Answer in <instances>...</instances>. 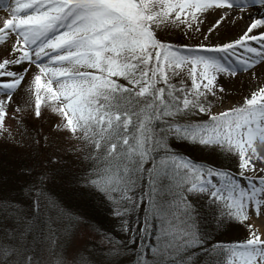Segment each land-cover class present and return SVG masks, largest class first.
Instances as JSON below:
<instances>
[{"label":"snow or ice","instance_id":"6c2138e0","mask_svg":"<svg viewBox=\"0 0 264 264\" xmlns=\"http://www.w3.org/2000/svg\"><path fill=\"white\" fill-rule=\"evenodd\" d=\"M9 8L10 18L0 27V127L10 110L24 111L13 109L19 95L23 105L34 103L36 119L42 106L55 114L58 134L90 142L95 151L86 157L91 165L81 189L99 193L116 217L134 213L146 199L150 214L160 220L166 242L151 248V258L142 255L140 264H213L223 246L211 231L246 225L250 209L264 214V176L248 175L257 171L255 161L264 159L257 148L258 142L264 145V86L242 107L219 114H212L210 99L224 91L221 77L264 64V0H13L5 4ZM254 9L261 10L259 18ZM206 17L214 23L202 32ZM239 19L245 27L225 37L221 28ZM170 28L203 42H163L158 37ZM176 77L179 87L171 82ZM166 135L234 156L236 167L203 170L175 156L153 165L151 153ZM167 167L185 170L183 179L191 182L174 208L154 201L151 191L137 199L141 170L151 189ZM190 195L207 196L215 210L205 213ZM51 203L57 219L63 217ZM151 227L121 223L122 231L133 234ZM247 227L240 251L236 246L228 251L238 254L241 264H264V239ZM11 231V242L0 243V264H50L36 256L35 237L30 244L24 227ZM135 243L132 235L129 244ZM127 251L123 246L112 259Z\"/></svg>","mask_w":264,"mask_h":264},{"label":"rangeland","instance_id":"374dc122","mask_svg":"<svg viewBox=\"0 0 264 264\" xmlns=\"http://www.w3.org/2000/svg\"><path fill=\"white\" fill-rule=\"evenodd\" d=\"M6 3L11 5L13 0H0V27H2L4 19L10 18V8L5 9ZM253 15L259 18L261 10L254 9ZM212 23H214L213 18L206 17L200 30L207 32ZM244 27L245 21L239 19L234 24L222 27L221 32L225 37H233L239 34ZM158 38L174 45H194L203 42L202 38L199 40L189 39L184 32L177 28L168 29ZM9 43H11V39ZM3 49L4 46L0 44V54L3 53ZM120 82L126 84V81L121 80ZM171 82L180 86L179 77L173 78ZM185 82L190 87V80ZM220 83L224 91L220 92L218 89L217 96L210 98L212 114L242 107L252 92L264 86V64L257 65L250 72L238 71L235 77H221ZM23 87L21 91H23ZM14 99L16 102L13 104V109L20 106L24 108V111L15 113L10 110L5 117L3 127H0V158L3 155V158L9 161L4 169L0 166V243L11 242V228L14 225H21L26 229L30 244L33 243V237H35L36 256L50 261V264H131L137 257V253H134L135 249L140 248L141 245L129 244L133 233L121 230V223L127 215L116 217L112 214L113 207L110 204L109 208L113 218L108 221L107 230L101 233L93 225H90L78 208H65L63 205L65 201L61 203L59 199V202L55 204L65 215L57 219V208L52 206L48 187L53 185L56 179L65 178L58 173L59 170L63 174H67L73 172L74 169H80L85 163L91 164V161L86 159L95 151L91 148L90 142L82 138L77 139L70 133L58 134L55 125L59 118L49 109L42 106V117L36 119L34 103L32 106L23 105L19 95ZM79 135L77 133V136ZM4 144L6 149L4 148V153H2ZM197 144L201 147L199 143ZM214 149L218 151L216 148ZM208 150H212V148H204L202 152L207 159ZM207 159V163L204 162V164H213ZM248 175L256 176L258 179L259 176H264V172L262 175H259L258 172L248 173ZM29 176L34 178L31 179ZM16 177L23 178L24 181L18 184L14 179ZM79 177L81 179V176L77 174L74 178L69 177V179L76 182ZM41 179L44 182L37 185ZM71 181L70 183H72ZM26 183L29 186L22 189ZM198 199L201 204L205 202L207 205L205 208L211 203L207 196L198 197ZM37 205H39L38 208ZM210 208V212L215 210L213 206ZM254 215L255 212L250 209V219L246 225L230 226L238 231L235 230L232 238L226 235L218 242L223 246V249L219 251H222L226 258L225 264H229L233 259L235 264H241L239 255L234 257L228 249L236 246L237 253L240 251L239 245L246 242L249 237L247 225H251L252 229L259 234L260 228L257 226ZM126 220L130 229L139 228L136 226L137 223H130L128 219ZM136 233L138 230L134 232V234ZM133 239L137 240L134 237ZM123 246L128 247V251L119 259H112L122 250ZM154 252L155 250H153V254ZM142 255L151 258V251ZM142 255L135 260V264H140L143 259ZM148 264H153V261L149 260Z\"/></svg>","mask_w":264,"mask_h":264},{"label":"trees","instance_id":"16d2710c","mask_svg":"<svg viewBox=\"0 0 264 264\" xmlns=\"http://www.w3.org/2000/svg\"><path fill=\"white\" fill-rule=\"evenodd\" d=\"M160 127L164 129V124H161ZM163 140L164 143L158 145L151 153L150 159L153 165H158L161 160H167L171 156H175L177 159L190 162L194 166L203 170H207L209 168L214 167L220 169H234L236 167L237 160L234 156L225 154L220 151H216L214 147H212V150H208L209 152L207 159L205 154H202V152L204 148L208 147H200L196 142H190L187 138H182L176 135H166L163 137ZM4 148L5 144L3 146V149L1 150L2 153H4V150L6 149ZM206 159L208 161L213 162V164H204V162H206ZM7 163H9L8 159L3 158V155H1V168L4 169V166ZM90 165V163H85V165H82L80 169H72L73 172L67 174H63V172L59 170L58 173L62 174V176L65 178L56 179V182L50 187H48L49 195L52 198V202L54 201L55 203H58L59 199L61 203L65 201L63 204L65 205V208H78L81 211V215H83L87 219V221H89L90 225H93L98 231L102 233L104 232V230H107L106 228L108 225V221H111L113 217L111 216L109 208L110 203L107 200H105L102 196L99 195V193H96L94 190L81 189V180L84 175V171L89 169L88 166ZM184 172L185 170L183 169L176 170L172 167H167L164 169L162 177L154 180V187L150 189L149 185L144 182L147 179V176L143 172V170H141V172L138 174L139 183L137 184L136 188L137 199L139 198V194L141 192L147 194L149 191H151L152 199L154 201L162 202L166 206L172 205V207L174 208V203L179 202L184 197L186 190L190 187V180L183 179L182 174ZM77 174L81 176V179L79 177V180H76V182H72L69 177L74 178V176ZM29 177L31 179L34 178L33 176ZM14 179L17 181L18 184L24 181L23 178L16 177ZM70 181L72 183H70ZM42 182H44L43 179H41L40 183L37 185H41ZM28 186L29 185L26 183L24 184L22 189L27 188ZM189 199H198V196L190 195ZM146 203L147 201L145 199L144 203H142L134 213L127 214L126 216V219H128L130 223H139V225H136L137 227L143 226L144 222H149L152 225V227L149 228L147 232L138 231V233L133 234V237L135 239L137 238L136 243L141 245V247L138 249L134 248V253H137V257L135 258V260L145 252H149L152 247L162 246L166 242L165 237L161 235L159 231L160 220L150 214V210L146 207ZM203 206L205 213H211L210 206L216 208V205L212 202L206 208L205 206L207 205H205L204 202ZM234 225L235 224H230L222 230L211 231L212 238H215L217 243L221 240L222 237H225L226 235L232 238L234 232L238 231L237 229H234V227H230ZM222 254V251H217V253L213 256L212 259L213 264H225L226 258L224 257V254Z\"/></svg>","mask_w":264,"mask_h":264},{"label":"bare ground","instance_id":"6f19581e","mask_svg":"<svg viewBox=\"0 0 264 264\" xmlns=\"http://www.w3.org/2000/svg\"><path fill=\"white\" fill-rule=\"evenodd\" d=\"M258 152L262 157H264V145H261L259 142L257 143ZM257 165V171L259 175H262V172H260V167L264 166V159L256 160L255 161ZM255 221L257 222V226L260 228V232H258L262 239H264V214L257 216L254 215Z\"/></svg>","mask_w":264,"mask_h":264}]
</instances>
